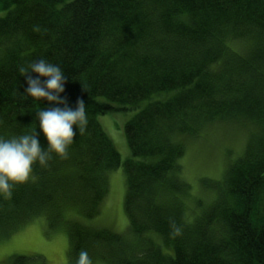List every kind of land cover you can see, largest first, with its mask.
Masks as SVG:
<instances>
[{
  "label": "trees",
  "instance_id": "trees-1",
  "mask_svg": "<svg viewBox=\"0 0 264 264\" xmlns=\"http://www.w3.org/2000/svg\"><path fill=\"white\" fill-rule=\"evenodd\" d=\"M0 10V136L36 128L47 147L35 112L63 105L26 96L17 71L39 58L60 65V95L83 100L88 119L82 134L73 125L66 158L52 153L0 194V239L43 216L49 229L66 224V264H264V0H0ZM161 92L124 124L127 231L98 227L121 161L97 116ZM227 120L256 133L222 181L202 184L212 197L189 204L185 136Z\"/></svg>",
  "mask_w": 264,
  "mask_h": 264
},
{
  "label": "rangeland",
  "instance_id": "rangeland-1",
  "mask_svg": "<svg viewBox=\"0 0 264 264\" xmlns=\"http://www.w3.org/2000/svg\"><path fill=\"white\" fill-rule=\"evenodd\" d=\"M4 13L5 11L0 10V16ZM169 94H153L142 100L136 108L97 116L102 129L118 151L121 164L107 172L108 191L100 204L99 213L92 220L94 225L116 233H126L127 219L123 206L126 182L123 162L130 157V151L124 135V124L147 102L162 100ZM256 130L257 127L251 122L227 120L214 122L204 131L201 130L196 137L185 136V149L180 163L182 178L191 185L189 204L194 203L196 196L203 199L212 197L209 191L202 188V184L209 182L214 185L222 181L228 163L242 155L248 139ZM67 251L65 222L57 225L55 229H49L46 219L36 216L10 236L0 239V264H11V256L14 255L41 256L45 264H66Z\"/></svg>",
  "mask_w": 264,
  "mask_h": 264
},
{
  "label": "clouds",
  "instance_id": "clouds-1",
  "mask_svg": "<svg viewBox=\"0 0 264 264\" xmlns=\"http://www.w3.org/2000/svg\"><path fill=\"white\" fill-rule=\"evenodd\" d=\"M17 71L25 76L27 87L23 93L26 96L35 100L46 98L63 107L38 108L35 112V119L47 140L46 148H42L36 128L18 136H0V194L5 196L11 195L15 184L24 183L30 178L34 164L46 166L52 153L66 158L67 149L74 141L73 125L82 134L88 123L84 101L77 99L73 108L60 95L64 92L67 79L60 65L39 58L27 66H19ZM31 73L39 75L33 77ZM40 77L46 79L41 80Z\"/></svg>",
  "mask_w": 264,
  "mask_h": 264
}]
</instances>
